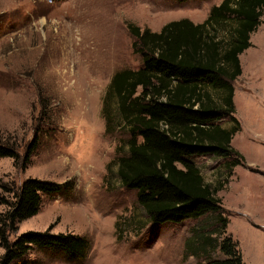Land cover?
<instances>
[{"label":"rangeland","instance_id":"374dc122","mask_svg":"<svg viewBox=\"0 0 264 264\" xmlns=\"http://www.w3.org/2000/svg\"><path fill=\"white\" fill-rule=\"evenodd\" d=\"M222 1L0 0V144L23 156L34 137L38 142L26 168L21 160L0 158V198L11 197L3 186L11 190L28 178L72 183L70 191L45 198L39 213L18 224L9 240L50 230L90 242L84 261L70 262L60 252L36 248L26 259L34 264H206L223 259L217 248L198 258L183 257L192 235L215 237L214 215L152 227L136 192L123 188L116 177V160L126 154L128 135L112 126L106 133L101 113L112 76L142 66L132 50L129 26L158 33L182 19L200 25ZM249 41L251 47L239 55L241 75L233 82L232 98L240 131L231 147L244 162L233 168L217 196L229 220L225 235L238 242L244 264H264V12ZM110 98L117 122L116 100ZM193 161L205 184L214 187L226 180L222 159ZM6 210L0 205V213ZM3 253L0 248V257Z\"/></svg>","mask_w":264,"mask_h":264},{"label":"trees","instance_id":"16d2710c","mask_svg":"<svg viewBox=\"0 0 264 264\" xmlns=\"http://www.w3.org/2000/svg\"><path fill=\"white\" fill-rule=\"evenodd\" d=\"M263 12L264 0H223L211 7L200 25L182 19L164 25L158 33L129 26L132 50L140 55L142 66L116 72L102 100L106 133L112 126L128 135L126 154L116 160V177L123 188L136 192L152 227L215 216V237L192 235L185 245V259L217 248L223 259L206 264H244L238 242L225 235L229 220L217 193L228 184L233 168L244 162L231 147L240 131L233 116V82L241 75L239 55L251 47L250 35L260 26ZM111 96L116 100L117 122L109 108ZM221 121L230 127L223 128ZM37 144L34 137L23 156L0 144V158L21 160L26 168ZM201 156L225 162V182L214 187L205 184L193 161ZM71 189L70 181L33 178L11 190L2 187L11 197L0 198V205L7 208L0 213L4 250L0 264H34L25 256L35 248L60 252L70 262L86 259L90 242L76 234L27 231L9 240L18 224L39 213L45 198Z\"/></svg>","mask_w":264,"mask_h":264}]
</instances>
